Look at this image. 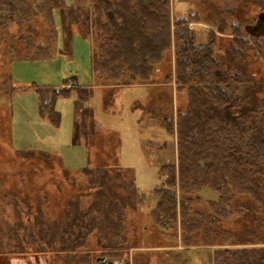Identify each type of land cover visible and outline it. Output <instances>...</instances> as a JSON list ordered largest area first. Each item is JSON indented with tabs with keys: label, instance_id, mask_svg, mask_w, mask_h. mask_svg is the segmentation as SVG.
Instances as JSON below:
<instances>
[{
	"label": "trees",
	"instance_id": "16d2710c",
	"mask_svg": "<svg viewBox=\"0 0 264 264\" xmlns=\"http://www.w3.org/2000/svg\"><path fill=\"white\" fill-rule=\"evenodd\" d=\"M68 4V0H0V29L28 22L39 13L52 26L55 37L53 11L69 7L72 31L91 39L90 66L98 85H168L177 99L175 107L170 99V113L158 106L150 111L154 100L148 105L133 106L158 127L159 132L149 130L154 133V138L145 142L149 150L163 151L167 141L174 140L175 159L157 170L161 186L152 192L156 205L149 211L150 218L161 233H171V242L185 250L195 245V237L203 238V246L214 247L212 264H264V236L253 231L235 236L219 232L224 220L234 215L238 194L249 197L255 220L264 225V81L254 78L249 64L252 54L264 61V37L249 36L247 22L236 19L224 30L213 25L218 32L229 31L230 37L216 35L212 30L203 43H196L187 24L200 22L198 15L171 14L170 0H88L86 8ZM37 53L40 58L29 59L48 56L47 48L41 46ZM32 88L39 117L55 127L60 122L55 110L58 99L75 97L88 103L93 95L90 89L71 86ZM83 116L87 146L100 130L88 106L83 108ZM158 135L163 136L161 140H157ZM108 169L123 174L119 166L110 164L87 165L77 171L90 177L89 187L99 186L95 200L84 211L78 210L61 222L58 238L54 234V240L47 239L46 246L50 248L59 240L68 253L66 257L71 259L65 260L68 264L76 261V248L86 247V236L100 227L102 222L94 215L102 212L113 228L97 235L96 249L86 250L81 264H102L96 261L98 257L124 260L133 248L121 234L126 201L119 203L117 197L98 196L101 185L108 184L101 182L109 174ZM123 188L128 190L126 197L135 200L133 205L140 206L146 200L137 193L133 177ZM202 189L218 195L216 201L207 203L208 213L193 210ZM109 210L116 214L115 219ZM95 251L99 256L94 257ZM163 254L160 264H171L170 260L178 263L175 254Z\"/></svg>",
	"mask_w": 264,
	"mask_h": 264
},
{
	"label": "rangeland",
	"instance_id": "374dc122",
	"mask_svg": "<svg viewBox=\"0 0 264 264\" xmlns=\"http://www.w3.org/2000/svg\"><path fill=\"white\" fill-rule=\"evenodd\" d=\"M68 1V6L86 8L88 5V0ZM169 6L171 14L198 15L200 22L187 24L188 30L195 35L196 43H203L207 32L212 30L216 35L230 37L229 31L218 32L213 25H220L224 30L236 19L247 22L245 29L249 36L264 37V0H170ZM52 17L55 37L52 36V26L39 13L28 22H16L18 24L0 29V264H8L13 257L29 258L34 264H68L65 260L71 259L66 257L68 253L59 240L51 248L46 246V242L59 235L58 226L68 219V215L78 210L84 211L94 202L95 190L99 186L89 187L90 177L77 173L87 165L108 167L110 164L125 168V172L119 175L115 169H108L109 174L101 180L108 184L101 185L102 191L98 196L106 199L114 196L119 203L126 201L128 204L123 209L121 230L128 245H133L135 241L139 246L148 247L165 240L164 243L181 246L171 242V233H161L149 216V211L156 205L153 204V200H156L152 192L161 186L155 167L158 170L162 164L171 163L175 159V148L174 140H168L160 152L145 146L147 140L154 138V133L149 130L158 131V127L154 122H148L147 116L143 118L140 109H132V106L136 105L135 101L145 99L147 89L119 90L114 94L115 102L109 105L111 113L101 111L97 103L100 99L95 98L96 101L90 104L96 122L103 130L113 134L99 132L94 141L92 137L88 140L87 146L74 142L71 119L73 98L56 101L55 110L60 120L57 127L39 117L32 86L61 88L75 87V83L82 87L91 85V39H84L72 31L69 7L54 10ZM38 46L47 48L48 56L38 60L29 59L41 57L37 53ZM251 56L249 64L254 78L264 81V61L257 60L253 54ZM153 85L155 97L154 103L149 106L150 111L158 106L163 107L165 113H170L177 101L172 89L168 85ZM162 137L158 135L156 138L161 140ZM115 156L119 157L114 160ZM87 157L90 158L89 164ZM128 171L134 175L128 174ZM131 177L135 180L139 196H146L140 206L133 205L135 200L130 201L129 196L126 197L128 190L123 188ZM110 178L118 184L113 185ZM197 195L199 200L194 201L193 210L206 213L209 212L207 203L218 198L217 193L209 189H202ZM235 200L234 215L224 220L219 232L226 231L235 236L253 231L258 236H264V225L255 220L249 197L238 194ZM247 209L250 211L247 212ZM109 213L113 219L116 218V214L110 210ZM94 216L102 223L86 236V247L76 248V261L70 264L84 263L81 258L86 250L96 249L97 235L113 228L103 212ZM195 241L197 244L179 253L168 251L179 259L178 263L175 262L177 260H170L171 264H212L214 247L205 248L207 246L202 245L204 239L201 237H195ZM161 252L136 251L130 255L129 250L124 261L131 264H160L165 258ZM93 255L99 256V253Z\"/></svg>",
	"mask_w": 264,
	"mask_h": 264
},
{
	"label": "crops",
	"instance_id": "0c3cea01",
	"mask_svg": "<svg viewBox=\"0 0 264 264\" xmlns=\"http://www.w3.org/2000/svg\"><path fill=\"white\" fill-rule=\"evenodd\" d=\"M90 73H91V85L89 86H85V87H82V86H79L78 83H75V87H73L74 89H80V88H84V89H90L92 90V98L89 100L88 103H83L82 101L76 99L75 97H73V104H71L72 106V109H71V119H72V135H73V138H74V142L76 144H79V143H82L86 144V120L83 116V108L84 107H89V109L92 111V115H93V119H94V123L96 124L97 128H99L100 132L101 133H110V134H113V132H109V130H103L104 128L101 127L97 122H96V119H95V115H94V110L93 108L91 107V102H94L96 101L95 98L97 99H100V101H98L97 103L99 104L100 106V110L103 111L104 113H111L108 108H109V105L110 103L113 104L116 100L114 94L116 95L117 92L121 89H134V88H145L147 89L148 93L146 94V97L145 99H143V101L139 100V101H135L136 104H141V103H144V105H148L155 97V90H154V85H133V86H129V87H110V86H103V85H98V83L96 82V79H95V75L92 73L91 71V66H90ZM77 82V81H76ZM166 91V90H165ZM109 96L110 98L107 99L106 97ZM132 109L133 106H132ZM106 131V132H105ZM109 135V134H108ZM115 135V134H114ZM154 136V135H153ZM152 136V137H153ZM117 136L115 135V138L116 139ZM115 143V141H114ZM144 152V151H143ZM146 156V155H145ZM116 157H119V156H116ZM147 158V156H146ZM90 159L89 157H87V160ZM148 160V158H147ZM93 166V165H92ZM105 166V165H104ZM154 167V166H153ZM121 168V167H120ZM123 170V172H125V168H121ZM156 169V172H157V168L155 167ZM129 173H132L134 175V173L131 171H128V174ZM156 201L153 200V204H155ZM145 229V227H144ZM163 243H160L158 245H152V246H148V247H143V246H139L136 244V242L134 241L133 243V248L130 249V255L136 251H139V252H142V251H154V252H161V254L163 255V253L165 252H168V251H172V250H175V251H183L185 250L184 248H182L181 246H173V244H169V243H164L165 240H162ZM166 242V241H165ZM205 248H208V247H205ZM179 253V252H178ZM213 253V252H212ZM212 257V255H211ZM131 260V258H130ZM120 261V264H131V263H128V262H125L124 260H119ZM8 264H34V262H32L29 258H25V257H13V258H10V260L8 261Z\"/></svg>",
	"mask_w": 264,
	"mask_h": 264
},
{
	"label": "water",
	"instance_id": "95a60500",
	"mask_svg": "<svg viewBox=\"0 0 264 264\" xmlns=\"http://www.w3.org/2000/svg\"><path fill=\"white\" fill-rule=\"evenodd\" d=\"M96 261L97 262H102V263H105V264H120L119 260H106L105 257H98V258H96Z\"/></svg>",
	"mask_w": 264,
	"mask_h": 264
}]
</instances>
